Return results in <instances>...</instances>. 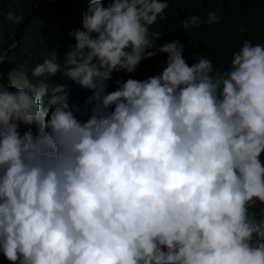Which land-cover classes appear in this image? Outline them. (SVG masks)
<instances>
[{
  "label": "clouds",
  "instance_id": "1",
  "mask_svg": "<svg viewBox=\"0 0 264 264\" xmlns=\"http://www.w3.org/2000/svg\"><path fill=\"white\" fill-rule=\"evenodd\" d=\"M168 7L89 0L62 60L53 53L31 77L0 72V254L10 264H264V209L250 211L264 205V44L243 41L226 70L207 55L189 65L179 40L159 45L151 30ZM221 20L191 15L182 27ZM159 54V74L109 91L114 73ZM61 73L91 90L87 119L65 85L47 82Z\"/></svg>",
  "mask_w": 264,
  "mask_h": 264
},
{
  "label": "trees",
  "instance_id": "2",
  "mask_svg": "<svg viewBox=\"0 0 264 264\" xmlns=\"http://www.w3.org/2000/svg\"><path fill=\"white\" fill-rule=\"evenodd\" d=\"M108 0H104L107 4ZM166 19L152 26V31L161 33L157 42L179 40L184 46V58L189 65L196 63V54L207 55L216 69L230 67L232 55L250 40L253 44H264V0H167ZM89 0H0V52L7 51L11 62L0 66V72L7 73L13 67L22 68L30 77L32 68L44 62L53 53L60 57L71 49L76 41L71 32L82 29V17ZM9 11L22 17L20 24L10 23ZM210 12H217L222 20L219 24H204L198 28L184 29L182 21L191 15L206 18ZM167 55L144 60L134 73H114L108 82L109 91L116 90L117 80L133 78L145 80L159 74L166 65ZM44 79V78H41ZM53 80V81H52ZM47 82L63 84L69 93L70 106H78L82 119L91 114L86 100L92 94L71 79L58 74ZM5 83L8 81L5 79ZM22 130L27 131V126ZM33 132L35 129L33 128ZM264 205L257 203L250 209L257 218ZM0 264H10L0 254Z\"/></svg>",
  "mask_w": 264,
  "mask_h": 264
}]
</instances>
